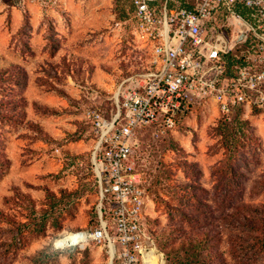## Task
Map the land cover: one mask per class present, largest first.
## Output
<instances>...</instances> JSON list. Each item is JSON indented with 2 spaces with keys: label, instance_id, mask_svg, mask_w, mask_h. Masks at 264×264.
Here are the masks:
<instances>
[{
  "label": "rangeland",
  "instance_id": "1",
  "mask_svg": "<svg viewBox=\"0 0 264 264\" xmlns=\"http://www.w3.org/2000/svg\"><path fill=\"white\" fill-rule=\"evenodd\" d=\"M131 7V0H0V264H110L104 242H56L67 235L71 245V234L97 227L105 205L86 113L101 109L112 119L120 81L142 64L130 44L133 22L121 21ZM224 122L210 103L174 130L139 133L144 225L164 264H182L191 252L185 242L178 253L163 248L178 225L193 237L216 235V264H264V234L250 230L264 231V116L241 112Z\"/></svg>",
  "mask_w": 264,
  "mask_h": 264
},
{
  "label": "built area",
  "instance_id": "2",
  "mask_svg": "<svg viewBox=\"0 0 264 264\" xmlns=\"http://www.w3.org/2000/svg\"><path fill=\"white\" fill-rule=\"evenodd\" d=\"M132 2L130 44L143 61L120 81L112 119L87 110L105 205L100 225L81 232L86 242L108 245L113 264H158L163 254L144 225L149 201L137 166L139 130H174L194 107L210 103L225 120L239 110L264 116V0Z\"/></svg>",
  "mask_w": 264,
  "mask_h": 264
},
{
  "label": "trees",
  "instance_id": "3",
  "mask_svg": "<svg viewBox=\"0 0 264 264\" xmlns=\"http://www.w3.org/2000/svg\"><path fill=\"white\" fill-rule=\"evenodd\" d=\"M131 4H132V7H131L130 12H128V15L125 16L124 19L121 20V21H126L127 19L131 18L132 22L134 23L133 15H134L135 7L133 5L132 0H131ZM133 23H132V25H133ZM196 107H202V106L199 105V106H196ZM114 108H115V111H116V106ZM241 112L242 111L239 110L236 113H234L233 118H235V117L237 118L238 114L241 113ZM179 121H180V119H179ZM224 121H225L224 124H230L229 122L231 120H225L224 119ZM148 127H152V126H148ZM148 127H143V128H148ZM140 131H141V129L139 130V133H140ZM139 133H138V138H139ZM227 137L229 138L230 141L233 142L234 140H236L237 135H235L234 132L230 131L228 133ZM138 138H137V140H138ZM237 173H238V171H237ZM97 183L99 185L98 177H97ZM188 189H189L188 187L185 188V193H186L185 197H187V201H189L188 204H190L191 203L190 201L193 199V197L195 198V195L191 194ZM104 218L107 219L108 218V214L104 213ZM196 220L197 219L193 218L191 220V222H194ZM99 225H100V217L98 218V225L97 226H99ZM185 228L186 227L183 226V225H178V226L174 227L172 229V231L168 234V236H166L167 241H165L163 248L168 246L169 248L174 250V249H176L178 244L181 243V242L189 243L188 248H185V249L187 251L191 250V252H185V257L186 258L184 260V263H182V264H189V263H194V264H216L217 259H218L217 258L218 257V253H217V251H215L213 253V251H214L213 248H214V246H216V240H215V236L216 235L211 236V235L206 234V233H204L202 231H200L198 233V231L195 230V231H192V232H193V234H196V237H193L192 235L191 236L189 235V231L185 230ZM250 230L258 232L259 233L258 235L264 234V231H261V229H260V225L251 224ZM66 236L67 235L59 238L57 240L56 244L57 245H68V244H70V243L67 242L68 238H67V241H65ZM156 239L157 238L155 237V242H156ZM261 239L264 240V237L261 238ZM156 245H157V243H156ZM70 246H72V245H70ZM178 250L179 249H176L177 253L179 252ZM206 251H209L211 253H209V252L207 253ZM249 256H251V255L249 254ZM114 264H119V263L115 260Z\"/></svg>",
  "mask_w": 264,
  "mask_h": 264
},
{
  "label": "bare ground",
  "instance_id": "4",
  "mask_svg": "<svg viewBox=\"0 0 264 264\" xmlns=\"http://www.w3.org/2000/svg\"><path fill=\"white\" fill-rule=\"evenodd\" d=\"M87 238V234L84 233V232H80V231H77L76 233H73L69 236V240L70 241H74L72 242L71 244H74V243H77V242H81V241H84L86 240ZM76 240V241H75ZM83 244V243H82ZM81 244V245H82ZM111 253H112V250H111ZM149 262V261H148ZM157 263L158 264H164V259L161 257V255L159 256V259L157 260Z\"/></svg>",
  "mask_w": 264,
  "mask_h": 264
},
{
  "label": "water",
  "instance_id": "5",
  "mask_svg": "<svg viewBox=\"0 0 264 264\" xmlns=\"http://www.w3.org/2000/svg\"><path fill=\"white\" fill-rule=\"evenodd\" d=\"M81 232V231H80ZM110 264H113V260H112V258H111V262H110Z\"/></svg>",
  "mask_w": 264,
  "mask_h": 264
}]
</instances>
